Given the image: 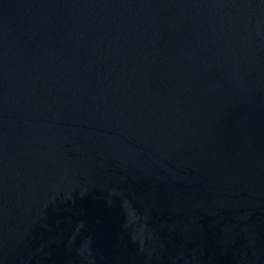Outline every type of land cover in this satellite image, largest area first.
I'll use <instances>...</instances> for the list:
<instances>
[{
    "label": "water",
    "instance_id": "water-1",
    "mask_svg": "<svg viewBox=\"0 0 264 264\" xmlns=\"http://www.w3.org/2000/svg\"><path fill=\"white\" fill-rule=\"evenodd\" d=\"M0 264H264V0H0Z\"/></svg>",
    "mask_w": 264,
    "mask_h": 264
}]
</instances>
